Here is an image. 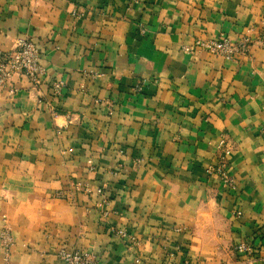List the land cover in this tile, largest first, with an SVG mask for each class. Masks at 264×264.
Returning <instances> with one entry per match:
<instances>
[{"label": "crops", "instance_id": "crops-1", "mask_svg": "<svg viewBox=\"0 0 264 264\" xmlns=\"http://www.w3.org/2000/svg\"><path fill=\"white\" fill-rule=\"evenodd\" d=\"M222 36L249 51L195 47ZM20 39L45 75L0 88V264H264V0H0Z\"/></svg>", "mask_w": 264, "mask_h": 264}, {"label": "built area", "instance_id": "built-area-1", "mask_svg": "<svg viewBox=\"0 0 264 264\" xmlns=\"http://www.w3.org/2000/svg\"><path fill=\"white\" fill-rule=\"evenodd\" d=\"M141 32L145 33L146 30L142 28ZM195 47L214 56L230 60L240 55H245L249 51V40L244 39L236 43L230 37L225 36L220 39H197ZM44 75L45 70L41 64L40 50L32 40L20 39L16 47L11 51L3 52L0 50V88L11 87L16 76L26 78L33 87H37ZM61 86L55 87L57 95L61 93ZM142 90V86H138L136 89L137 92H142ZM229 152L228 143L226 139H223L218 148L217 164L209 169V173L219 176L223 184L235 190L236 180L227 171ZM99 193L102 194V191L100 190ZM120 235L124 234L120 233ZM0 241L2 246L8 251L13 244V237L9 229L5 228L0 231ZM235 249L236 252L243 255H251L253 253V246L250 241L239 243ZM58 256L62 264H96V261L89 254L77 250L70 251L62 248Z\"/></svg>", "mask_w": 264, "mask_h": 264}]
</instances>
